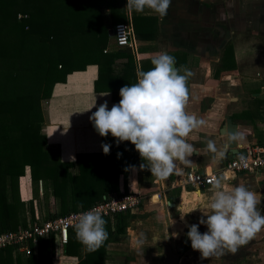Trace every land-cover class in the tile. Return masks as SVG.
Wrapping results in <instances>:
<instances>
[{
    "label": "crops",
    "instance_id": "1",
    "mask_svg": "<svg viewBox=\"0 0 264 264\" xmlns=\"http://www.w3.org/2000/svg\"><path fill=\"white\" fill-rule=\"evenodd\" d=\"M107 3L123 11L127 21L132 24L133 35L134 32L139 35L135 40L136 51L114 44L112 35L109 34L110 9ZM126 4L127 0H97L95 6H84L83 17L90 19L93 15V20L85 22L86 18H83L82 33L68 43V53L76 64L73 66L74 70L67 75L66 83L81 84L85 89H71L68 92L71 96L79 95V99L63 108L67 121L57 120L62 116V108L56 107L52 112L54 108L51 107L49 123L45 122L48 124L45 132L48 144L57 149L59 147L60 153H57L63 157L62 160H74L77 153L103 152L101 145L104 143L111 146L116 144L111 139V134L102 139L94 130L89 116L105 101L109 109L119 102L112 100V91L117 92L120 89L117 83L101 82L100 91H95L93 84L101 67L107 69L106 74L109 76L122 73L126 58L115 54L122 49H126L133 56L135 76L139 63L143 69V63L151 61L153 56L162 51L176 58V68L183 65L194 73L187 82L189 99L186 111L205 123L194 129L187 140L200 154L189 158L192 161L190 165L177 161V170L163 180L152 176L147 170H140L141 160L135 163V169L129 168L126 190L143 195L142 209L130 211L131 219L126 233L128 241L121 237L118 241L107 244L109 264H123L113 262L114 258L120 253H131L135 246V252L142 255L138 261H130L128 264H164V248L171 246L170 234L177 233L176 236L171 234L173 239H177L183 237L187 229L180 215L191 209L206 207L212 198L211 186L196 191L185 184V173L191 168L221 171L228 160L241 152L245 145L264 144V131L259 128L262 120L260 108L264 100V94L261 96V90H264V0H172L167 16L162 19L149 10L129 14ZM92 11L93 14H90ZM104 22L107 23V29H100L99 24L102 26ZM141 22L144 25L142 31ZM102 29H106L107 33L104 34ZM248 37H252V41H239ZM228 46L232 52L227 55L224 51ZM249 76L255 77L253 82L246 81ZM79 116L81 117L78 118ZM226 117L236 124L237 133L243 134V139H237V153L233 155L227 150L226 133L221 132ZM70 123L71 126L67 129ZM77 125L81 126L80 134L76 133ZM208 141L215 143L218 152H224L223 157L207 152ZM220 180L226 189L244 184L254 191L262 199V204L258 207L264 215V169L240 172L229 181L222 178ZM119 186L123 187L122 176ZM184 192L187 195V204H183ZM157 193L162 195L161 199ZM193 193H198L196 201L192 199ZM154 197L158 199L157 202L153 201ZM167 201L174 205H168ZM52 204L55 205L53 200L49 205ZM52 209L49 208L50 213L55 211ZM200 216L201 212L197 209L188 214L185 220L187 223L198 221ZM147 220H153L155 224L147 228L150 229L148 232H143L146 234L143 239L141 236L137 237L143 240V244H130L134 227ZM162 232H165L163 236ZM166 240H169V245ZM157 252L163 254L157 256ZM209 260L211 264H264V232L257 233L245 245L240 246L235 254L226 252L219 258L213 256ZM63 262L76 264V258L64 254L53 256V264Z\"/></svg>",
    "mask_w": 264,
    "mask_h": 264
},
{
    "label": "trees",
    "instance_id": "2",
    "mask_svg": "<svg viewBox=\"0 0 264 264\" xmlns=\"http://www.w3.org/2000/svg\"><path fill=\"white\" fill-rule=\"evenodd\" d=\"M85 5L95 6L97 0H0V233L36 221L32 205L40 196V181L46 207L42 220H48L89 208L109 193L126 192L129 166L140 160L134 145L127 141L113 144L107 155L85 152L77 153L74 160H62L49 148L42 131L41 100L49 98L54 85L65 83L74 70L76 62L68 53V43L83 31ZM106 5L111 25L127 21L117 6ZM19 13L26 17L19 19ZM90 20L93 15L84 19ZM102 31L107 33L106 29ZM228 47L224 51L227 55L231 51ZM115 54L126 58L122 73L109 76L107 69L99 68L95 91H100L101 82L117 83L120 88L136 83L132 54L126 49ZM120 99L119 91H112V100ZM117 153L122 155L118 158ZM27 171L32 196L28 222L19 182ZM121 176L123 187L119 186ZM51 200L55 203L53 213L49 211ZM104 219L109 237L103 247L86 253L72 228L63 254L76 258V264H109L107 244L126 234L131 214L125 211ZM186 232L185 250L191 248ZM29 246V255L19 252L17 245L0 249V264H53L52 238H40Z\"/></svg>",
    "mask_w": 264,
    "mask_h": 264
},
{
    "label": "clouds",
    "instance_id": "3",
    "mask_svg": "<svg viewBox=\"0 0 264 264\" xmlns=\"http://www.w3.org/2000/svg\"><path fill=\"white\" fill-rule=\"evenodd\" d=\"M171 3L172 0H127L125 8L129 14L149 10L162 19L167 16ZM151 64L153 67L147 71L138 66L136 83L120 88L119 102L109 109L105 101L91 113L89 120L101 137L111 134L117 146L125 141L134 145L142 161L140 170H147L163 180L177 170V161L190 165L189 158L200 154L187 137L205 122L186 111L189 99L187 82L194 73L183 65L176 68V58L163 51L152 57ZM231 139H243V134L235 133ZM101 147L105 155L110 153V144L104 143ZM207 152L219 157L224 155L223 151L218 152L213 141H208ZM121 155L117 153L118 158ZM210 192L212 198L206 207L180 215L188 228L187 240L192 250L199 252L201 261L213 256L219 258L226 252L235 254L240 246L264 230V215L258 207L262 199L254 191L244 184L226 189L220 179H215ZM197 209L201 212L198 222L188 224L185 217ZM106 224L102 213L97 210L79 214L73 229L76 240L86 253L97 252L104 246L109 237ZM200 225L206 227L203 233L199 230ZM137 244L142 245L143 240ZM162 254L156 253L157 256Z\"/></svg>",
    "mask_w": 264,
    "mask_h": 264
},
{
    "label": "built area",
    "instance_id": "4",
    "mask_svg": "<svg viewBox=\"0 0 264 264\" xmlns=\"http://www.w3.org/2000/svg\"><path fill=\"white\" fill-rule=\"evenodd\" d=\"M17 17L20 19L26 17V14L19 13ZM111 30L114 44L117 47L128 48L131 51L137 50L130 21L115 23ZM260 112L262 120L259 128L264 131V100ZM259 169H264V144H247L241 152L228 160L221 171H200L197 168H191L185 173V184L192 186L196 191H200L211 186L215 179L222 178L229 181L240 172H254ZM157 194L161 199L162 195ZM103 198L102 201L89 208L48 220H42V217L36 218V221L28 223L26 227L2 232L0 233V249L9 245H17L19 252L29 255L31 252L29 244L34 246L40 238H52L54 240L53 256H59L63 254L62 248L68 243L69 232L80 213L94 209L101 212L104 218H112L117 213L132 211L138 207L143 195L136 191L127 190L121 194L109 193ZM51 213L53 212L51 211Z\"/></svg>",
    "mask_w": 264,
    "mask_h": 264
},
{
    "label": "rangeland",
    "instance_id": "5",
    "mask_svg": "<svg viewBox=\"0 0 264 264\" xmlns=\"http://www.w3.org/2000/svg\"><path fill=\"white\" fill-rule=\"evenodd\" d=\"M127 19V17H126ZM100 25V29L101 27L102 28H106L107 29V23L104 22L103 25L101 26V23L99 24ZM110 26V28L112 29V26L111 24L108 23V27ZM143 24L141 22L140 24V30H144L143 29ZM134 40H137L136 38L139 37V35L135 34L134 32ZM252 37H248V38H242L241 40H239L240 42H244V43H247L248 40L252 41ZM111 42V40H110ZM253 48V47H252ZM141 53H143V50L141 51ZM141 63H139V67ZM257 66V65H256ZM152 64H151V61H147L145 63H143V69L145 71L149 70L150 68H152ZM255 75V74H253ZM248 80H246L247 82H253V80L255 79L254 76H249L247 78ZM71 89H78V90H81V89H85V87L81 86V84H74V83H71V82H68L66 83H56L53 87V90H52V93H51V96L47 99H42L41 100V107H42V111H43V124H42V131L46 134V130H47V125L48 124H45V122L49 123V112L51 111V107H53V111H55L56 107H60L62 108V111L63 113H61V118L57 119V120H63V121H67L68 119L67 118V114H65V108L67 105L66 104H69V105H72L71 102L73 101H76L77 99H79V95H74V96H71V95H68V92L71 91ZM264 94V90H261V96H263ZM59 108V109H60ZM50 109V110H49ZM73 111V110H71ZM81 116H79L78 118H80ZM70 122L72 123V121L70 120ZM71 123L67 126V128H69V126H71ZM66 125V124H65ZM64 125V126H65ZM63 126V124H62ZM62 126H60L61 128H63ZM73 126V124H72ZM78 126V129L76 127V133L80 134L81 132V126L77 125ZM64 129V128H63ZM59 131V130H58ZM62 132V131H61ZM75 132V131H74ZM47 135V134H46ZM48 139V137H47ZM49 148L52 150V151H56V152H59V147L57 149L54 148L55 146H52V145H49ZM60 153V152H59ZM61 159H63V157L61 155H59ZM19 182H20V194H21V198L22 200L25 202V206H26V221L28 222L31 218V213H30V200L32 198L31 196V185H30V179H29V173L28 171L25 173L24 176H22L20 179H19ZM41 186H42V183H41ZM39 188H40V182H39ZM42 194V187L40 189V196L37 198V199H34L33 200V215L36 217V218H40L41 216H44L45 214V201H44V198L43 196L41 195ZM196 194H191L192 195V199L194 201H196ZM186 193L184 192L183 194V204H187L188 202V199L186 198ZM144 199V198H143ZM143 199L142 201L140 202L139 206L136 207L135 209H133V211H139V209H142V203H143ZM153 201L154 202H157L158 199H156L155 197L153 198ZM50 208H53L52 210H55L54 207L55 205H49ZM144 219H146L145 217H143ZM172 223V221H170ZM198 221H188V224H192V223H197ZM28 223H31L30 221ZM146 223V224H145ZM153 223L155 224V221L153 220H147L144 221V224H140V225H136L134 227V232L133 233V238L131 239L130 241V244H133L134 246L137 244V241H139V236H141V238L143 239V235H146L144 234L143 232H148V230L150 229H147V228H150V226H153ZM172 225V224H171ZM173 225H174V222H173ZM175 227V225H174ZM201 233H203L204 231H206V227L204 225H200V229ZM261 232H264V230H262ZM127 233V232H126ZM161 234V232L159 233V235ZM165 234V232H162V236ZM172 234V233H171ZM185 234V233H184ZM184 234H183V237H180V238H175V244H180V243H184L185 244V240H184ZM138 237V238H137ZM122 239L128 241V235L125 234L122 236ZM130 240V239H129ZM166 244L169 245V240H166ZM136 248V246H135ZM135 248L133 249V251L129 254H119V256H116L113 260V262H122L124 264V262H126L127 264L131 261V262H136L138 261L139 259V256H141L142 254L140 253H136L135 252ZM160 251V249H159ZM199 252L197 251H193L192 248H189V249H186L184 251H181V258H180V261L177 263V264H211V261L208 259V260H204V261H201L199 259ZM145 257V256H144Z\"/></svg>",
    "mask_w": 264,
    "mask_h": 264
},
{
    "label": "water",
    "instance_id": "6",
    "mask_svg": "<svg viewBox=\"0 0 264 264\" xmlns=\"http://www.w3.org/2000/svg\"><path fill=\"white\" fill-rule=\"evenodd\" d=\"M109 34L112 35V30L109 31ZM222 133H226L227 135V150L228 153H231L232 155L237 153V140L231 139V136L235 133H237V126L231 121V118L226 117L225 118V124L221 128ZM41 181H40V189H41ZM262 192L264 193V183L262 186ZM168 202V205H174L173 203ZM170 227L168 226V229ZM170 230V229H169ZM170 241H171V246H165L164 248V254L166 256V261L164 264H177L180 261L181 258V251L185 250V244L180 243V244H175L173 237H171L170 234Z\"/></svg>",
    "mask_w": 264,
    "mask_h": 264
},
{
    "label": "flooded vegetation",
    "instance_id": "7",
    "mask_svg": "<svg viewBox=\"0 0 264 264\" xmlns=\"http://www.w3.org/2000/svg\"><path fill=\"white\" fill-rule=\"evenodd\" d=\"M165 259H166V257H165Z\"/></svg>",
    "mask_w": 264,
    "mask_h": 264
}]
</instances>
